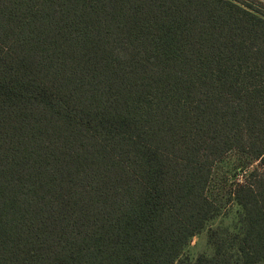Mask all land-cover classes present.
Segmentation results:
<instances>
[{
  "label": "trees",
  "instance_id": "16d2710c",
  "mask_svg": "<svg viewBox=\"0 0 264 264\" xmlns=\"http://www.w3.org/2000/svg\"><path fill=\"white\" fill-rule=\"evenodd\" d=\"M233 150L192 264H264V0H0V264H179Z\"/></svg>",
  "mask_w": 264,
  "mask_h": 264
},
{
  "label": "rangeland",
  "instance_id": "374dc122",
  "mask_svg": "<svg viewBox=\"0 0 264 264\" xmlns=\"http://www.w3.org/2000/svg\"><path fill=\"white\" fill-rule=\"evenodd\" d=\"M255 167H260L259 162L250 160L238 150L228 152L215 163L206 195L217 205L218 212L191 238L179 264H192L199 254L212 256L215 252V242L228 239L229 234L237 231L241 208L230 192L235 180Z\"/></svg>",
  "mask_w": 264,
  "mask_h": 264
}]
</instances>
